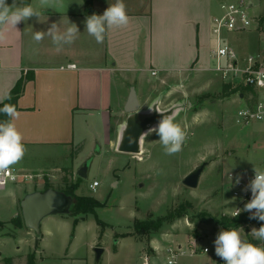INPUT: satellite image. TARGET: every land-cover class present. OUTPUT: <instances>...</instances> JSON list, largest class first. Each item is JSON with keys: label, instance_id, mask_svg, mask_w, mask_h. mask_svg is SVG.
Returning a JSON list of instances; mask_svg holds the SVG:
<instances>
[{"label": "rangeland", "instance_id": "rangeland-1", "mask_svg": "<svg viewBox=\"0 0 264 264\" xmlns=\"http://www.w3.org/2000/svg\"><path fill=\"white\" fill-rule=\"evenodd\" d=\"M222 1L230 0H209L208 9L203 5L200 11L194 7V22L201 23L199 71L179 76L159 74L156 77L148 72V88L142 90V86H139L141 109L144 111L152 107V98L162 90L167 94L159 106L160 110H167L173 102L181 101L176 105L173 117L174 122L179 123L186 132L182 151L166 155L155 134L142 138L140 155L120 152L103 139L94 148L89 145L76 163L77 171L88 162L86 178L76 173L70 176L64 168L54 170L59 167L58 163H64V158L45 159L29 166L16 163L13 166L41 176L30 181L9 183L4 190L0 189V212L4 210L5 213H0V219L4 221L0 222V254L3 257L17 256L21 264L27 261L30 252L35 251V246L40 247V257L67 252L71 241L78 246L95 241L98 246L106 248L104 257L97 264H143L146 252L143 248L153 240L164 246L181 243L187 251L191 250L190 242L195 241L197 254L182 256L180 264H224L215 255L214 240L218 232L225 229L219 220L228 216L226 214L235 204L227 190L224 174L230 167H247L263 155L260 146L264 137L261 122L249 126L235 123V115L243 101L236 91L231 90L239 88L234 84L227 88L221 74L214 70L217 62L210 57V49L216 46V38L211 33V25L213 18L222 14ZM253 1L258 5V12L264 14V0ZM6 2L13 4V0ZM192 16L191 20L188 16L186 18L188 29ZM172 20L168 26H164V30L170 29L173 33L174 27L177 34L179 24L174 25ZM229 40L243 55L259 49L258 35L254 32L229 34ZM222 63L225 65V60ZM147 95H150V100H146ZM186 97L190 99L183 100ZM125 114L121 113L116 119L125 118ZM203 162L208 164L199 186L193 189L184 185L185 176ZM95 180L100 184L93 190L90 184ZM46 185L64 192L77 185L75 194L93 196L105 205L97 208L96 213L77 217L66 213L55 214L58 217L45 219L41 223L39 232L27 228L23 223L18 225L23 219L18 198L25 191L27 194L44 190ZM15 196L16 202L13 203ZM178 208H181V216L165 219L158 228L144 234L134 231L136 221L157 222L158 218L167 217ZM14 209L18 211L13 213ZM67 221L69 226H66ZM260 226L259 223L244 224L237 229H241L245 241L264 247V241L250 234L252 228L258 229ZM205 247L208 248L206 252ZM117 249L119 252L116 255ZM37 264L45 263L38 258Z\"/></svg>", "mask_w": 264, "mask_h": 264}, {"label": "crops", "instance_id": "crops-1", "mask_svg": "<svg viewBox=\"0 0 264 264\" xmlns=\"http://www.w3.org/2000/svg\"><path fill=\"white\" fill-rule=\"evenodd\" d=\"M21 3L38 8L41 16L40 20L33 17L19 23L18 31L4 29L5 37L0 39V101L8 96L21 77L28 73L33 76L19 98L16 110L19 117L14 121L23 134L26 148L24 157L17 162L22 166L64 158V163H58L59 167L54 170L72 168L75 176L80 154L89 145L94 148L105 139L117 148L128 116L124 107L131 86L136 87L142 106L139 86L142 90L148 88V72L153 77L159 74L179 76L201 68L198 64L201 23L194 22L193 12L194 7L202 10L203 5L208 9L209 0H195V4L193 0H123L129 22L126 26L106 28L102 43H97L85 30L84 22L90 15L85 12L84 0H53L52 5L45 8H40L39 0L28 3L16 0L17 5ZM114 3L116 0H93L95 13L103 14ZM176 12H180L178 16ZM191 15L193 20L188 29L186 18L191 20ZM171 20L174 25L179 24L177 34L174 27L173 33L170 29L164 30ZM54 22L61 30L75 23L80 31L74 43L64 45L60 52L55 51L47 35L39 43L33 39L35 31H47ZM70 64L76 67L69 68ZM166 94L167 91H160L150 104L159 103L160 106ZM147 96L146 100H150V95ZM187 99L190 98L183 100ZM179 103L181 101L173 102L170 107ZM121 113H126V117L116 119ZM24 194L18 198L19 207ZM17 211L14 209L13 213ZM0 213L5 214L4 210ZM51 217L58 216L50 215L44 220ZM0 222L4 221L0 219ZM95 246H98L95 241L84 246L71 241L63 254L39 257L41 250L37 246L33 253L36 264L38 258L45 264H97ZM164 247L153 240L143 249L154 258L163 254ZM104 249L102 258L106 253ZM118 252L115 250L116 255ZM0 264L20 262L17 256L3 257L1 253ZM21 264H28V259Z\"/></svg>", "mask_w": 264, "mask_h": 264}, {"label": "clouds", "instance_id": "clouds-1", "mask_svg": "<svg viewBox=\"0 0 264 264\" xmlns=\"http://www.w3.org/2000/svg\"><path fill=\"white\" fill-rule=\"evenodd\" d=\"M52 3L53 0H39L40 8L49 7ZM40 16V10L31 4L17 5L16 0H13V4L8 5L6 0H0V39L5 37V28L17 30L19 23L33 17L40 20ZM128 22L129 17L123 0H116V3L109 5L103 14L93 13L86 17L84 23L87 33L94 37L97 43H102L106 28L126 26ZM79 33L75 23H70L69 27L61 30L60 25L54 22L47 31H35L33 39L39 43L47 35L51 37L55 51L60 52L64 45L74 43ZM149 111H154L161 118L156 125L144 131L141 137L152 134L158 136L166 155L171 156L182 151L186 132L181 125L174 122L172 115L161 112L158 106L150 107ZM0 113L8 117L7 120L0 122V173H4L24 157L26 148L23 134L14 122L19 117L15 106L4 104L0 107ZM228 179L231 184L234 182L239 185L242 177L237 175L234 179L230 174ZM244 191L251 192V199L244 205L243 211L250 213L249 219L264 222V170L254 167V177L245 185ZM240 212L241 209H238L233 217L240 215ZM250 234L255 239L264 241V223L258 229L252 228ZM214 246L215 255L223 260L224 264H264V247L245 241L241 229L220 230L214 240Z\"/></svg>", "mask_w": 264, "mask_h": 264}, {"label": "built area", "instance_id": "built-area-1", "mask_svg": "<svg viewBox=\"0 0 264 264\" xmlns=\"http://www.w3.org/2000/svg\"><path fill=\"white\" fill-rule=\"evenodd\" d=\"M257 7V3L253 0L220 2L222 14L214 17L211 25L216 46L210 49V57L216 60L217 65L214 70L221 74L223 81L239 88L237 95L242 99L243 105L235 115V123L240 126H249L252 123L261 122V132L264 137V14L258 12ZM243 32L257 33L259 41L257 51L243 55L231 43L229 34ZM223 60L226 62L225 65L222 63ZM75 67V64L69 65V68ZM155 73L154 71L153 74ZM262 142L260 149L263 150V155L259 156L253 164L247 167H232L224 174L227 190L235 201L231 212L226 214L228 216H233L238 209H241L240 214L250 215L243 211L244 205L251 199V192L244 191V188L254 177V167L264 170V140ZM230 174L234 179L237 175L242 177L239 185L234 182L231 184L228 179ZM40 176V174L34 175L11 166L8 171L0 173V187L4 188L9 183L21 180L30 181ZM99 184V181L95 180L90 184V188L95 190ZM195 244V241H191V250L187 251L181 243H172L164 247L163 254L155 256V260L149 252H145L143 264H180L182 256L197 254L198 248ZM205 249L208 251L205 247L204 252H206Z\"/></svg>", "mask_w": 264, "mask_h": 264}, {"label": "water", "instance_id": "water-1", "mask_svg": "<svg viewBox=\"0 0 264 264\" xmlns=\"http://www.w3.org/2000/svg\"><path fill=\"white\" fill-rule=\"evenodd\" d=\"M153 106L159 107V103H154ZM176 109L177 106H174L167 110L160 111L173 116V114L176 113ZM124 110L128 116L117 149L124 153L139 154L142 151L143 137H141V134L149 127L156 125L161 117L154 111L150 112L149 110L144 111L141 109L137 90L134 85L130 88L129 97ZM207 164L208 162H203L193 169L185 176L183 184L193 189L197 188ZM87 170L88 162L82 165V167L76 171V174L86 178L88 176ZM73 202L74 198L72 195L62 190L55 189L54 187H50L46 190L28 192L20 203L24 224L27 228L39 232L44 218L54 214H70ZM104 251V247L101 246L94 248L97 263L101 261Z\"/></svg>", "mask_w": 264, "mask_h": 264}, {"label": "trees", "instance_id": "trees-1", "mask_svg": "<svg viewBox=\"0 0 264 264\" xmlns=\"http://www.w3.org/2000/svg\"><path fill=\"white\" fill-rule=\"evenodd\" d=\"M28 2H29V0H25V3H28ZM84 3H85L86 14L92 15L93 13H95L94 6H93V0H84ZM32 79H33V76L30 73H28V75H26L25 77H21L17 81L15 86L11 89L8 96L3 101H0V107H3L4 104H11V105L15 106L16 110H18L19 109L18 101H19L21 94L23 93V91L25 89L26 82H28ZM231 86H232V84H230V83L226 84L227 88H230ZM233 91L237 92L238 90H236V89L231 90V92H233ZM7 119H8L7 116L0 113V122H3ZM65 170L68 171V174H70V176L74 175L72 169L66 168ZM65 180H68V179L65 177ZM76 183H78V182H76ZM75 186L77 187V185H73V187H71L70 189L65 190V192L67 194L72 195L74 198V202H73V205L71 207L70 215L77 217L81 214L96 213L97 208L105 205L104 202H101L100 200H98L97 198H95L93 196L75 194ZM50 187H53V186L52 185H46L44 190H46ZM179 210H181V208L176 209L175 212H171L167 217L158 218L157 222H155L154 220L136 221L134 223V231L138 232L140 234H144L145 231H149L152 228L156 229L161 225V223L165 219L172 220L176 217V215L181 216L182 214L180 213ZM99 222L101 224H103L101 220H99ZM22 223L24 224L23 219L18 222V225H22ZM253 223L262 224L263 222L258 221L256 219H249V214H246V213L240 214L236 217L223 216L219 220V224H221L225 229L239 228L244 224L249 225V224H253ZM126 235H129V234H126ZM28 264H36L35 253L32 252V253L28 254Z\"/></svg>", "mask_w": 264, "mask_h": 264}, {"label": "bare ground", "instance_id": "bare-ground-1", "mask_svg": "<svg viewBox=\"0 0 264 264\" xmlns=\"http://www.w3.org/2000/svg\"><path fill=\"white\" fill-rule=\"evenodd\" d=\"M140 154H141V153H140ZM140 154H139V155H140Z\"/></svg>", "mask_w": 264, "mask_h": 264}]
</instances>
